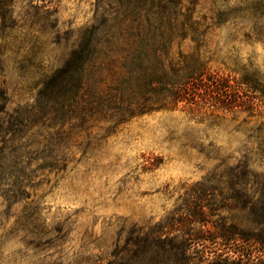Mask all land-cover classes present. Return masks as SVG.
<instances>
[{
	"label": "rangeland",
	"instance_id": "obj_1",
	"mask_svg": "<svg viewBox=\"0 0 264 264\" xmlns=\"http://www.w3.org/2000/svg\"><path fill=\"white\" fill-rule=\"evenodd\" d=\"M253 1L202 0L199 11ZM106 3L0 0V264H116L122 254L135 264L137 244L142 264H173L157 232L170 239L241 224L264 186V22L255 18L208 36L215 68L259 78L230 111H155L111 134L96 124L50 127L43 84ZM238 242L203 246L234 256L239 247L247 264H264V244Z\"/></svg>",
	"mask_w": 264,
	"mask_h": 264
},
{
	"label": "trees",
	"instance_id": "obj_2",
	"mask_svg": "<svg viewBox=\"0 0 264 264\" xmlns=\"http://www.w3.org/2000/svg\"><path fill=\"white\" fill-rule=\"evenodd\" d=\"M218 1L213 0L215 6ZM201 4L202 0H107L100 17L82 29L63 65L43 84L40 96L48 101L50 127L69 124L77 129L96 124L111 134L155 111L180 107L230 111L228 101L259 78L248 73L233 79L215 68L208 54V36L214 26L231 23L237 27L247 18L264 22V0L250 6H220L210 15L199 11ZM248 166V162L243 164L245 170ZM199 211L203 215L205 207ZM204 221L196 223H211ZM213 223L211 230L170 239L161 230L155 238L173 264H247L239 247L234 250L238 256L229 250L212 255L203 245L208 240L223 241L225 248L241 240L263 245L264 186L241 224ZM137 245L135 264H142L145 248ZM126 257L122 254L116 264H131Z\"/></svg>",
	"mask_w": 264,
	"mask_h": 264
}]
</instances>
